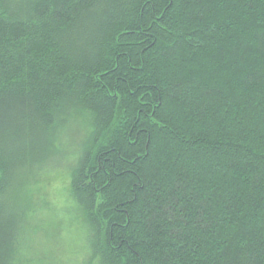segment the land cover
<instances>
[{"label": "trees", "instance_id": "trees-1", "mask_svg": "<svg viewBox=\"0 0 264 264\" xmlns=\"http://www.w3.org/2000/svg\"><path fill=\"white\" fill-rule=\"evenodd\" d=\"M69 144L79 264H264V0H0V264Z\"/></svg>", "mask_w": 264, "mask_h": 264}, {"label": "rangeland", "instance_id": "rangeland-1", "mask_svg": "<svg viewBox=\"0 0 264 264\" xmlns=\"http://www.w3.org/2000/svg\"><path fill=\"white\" fill-rule=\"evenodd\" d=\"M66 148V155L52 164L50 174L44 180V189H47L44 198L49 209L39 216V220L50 227L45 232L53 234L52 240L44 242V250L51 260L49 264H79L85 253L84 240L81 241L75 214L69 209L71 201L67 193V171L75 161L76 149L74 144ZM51 250L55 252L49 255Z\"/></svg>", "mask_w": 264, "mask_h": 264}]
</instances>
